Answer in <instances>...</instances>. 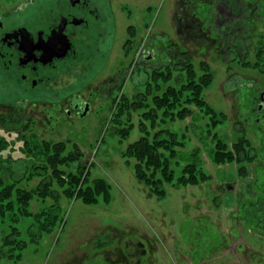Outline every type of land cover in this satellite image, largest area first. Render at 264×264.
<instances>
[{
	"label": "rangeland",
	"instance_id": "obj_1",
	"mask_svg": "<svg viewBox=\"0 0 264 264\" xmlns=\"http://www.w3.org/2000/svg\"><path fill=\"white\" fill-rule=\"evenodd\" d=\"M176 1L111 0L114 41L106 64L93 76L91 87L80 90L81 95L88 97L91 91L94 97V111L85 117L66 116V102L28 107L27 112L32 114L28 120L16 112L10 115L11 110L0 105V134L15 142L14 159L22 157L17 149L22 146L24 136L65 141L68 148L77 145L83 152L82 161L87 162L89 169L88 180L101 177L110 186L109 201L99 196L97 202L85 203L62 196L54 228L35 242L30 240L35 227L27 229L32 220L20 221L19 238L28 240L23 257L17 262L2 257L0 264H135L139 259L141 264H160L165 256L169 260L174 250L186 247L197 261L207 259V264H214L213 261L222 264L233 260L221 248L229 247L228 235L223 238L224 230L235 238L241 235L246 244L253 246L242 247L239 254L242 261L246 257L247 264H254L255 260L256 264H264V102L258 108L260 93L264 92V65L260 69L244 65L245 62L252 65L259 56L264 59V0H247L257 8L249 18L247 37L244 39L240 34L227 44L219 38L213 42L207 37L195 41L185 32L178 34L171 20ZM197 16L203 32L212 30L215 12L208 2L200 5ZM184 22L191 23L190 18ZM129 33L130 44H127ZM261 42L262 52L258 55ZM148 47L154 50L157 59L164 55L160 66L159 60L143 62L141 50ZM174 49L190 56L196 75L201 73L202 61L210 66L213 78L203 90V96L225 117L212 128L209 118L195 105H188L192 112L182 119L171 120L166 116L161 121L164 112L158 110V123L155 129L149 128L151 133L169 130L184 140L183 146L177 147L176 156L170 159L174 178L164 184L166 192L158 197L136 177L134 160H127L122 152L142 135L138 125L143 109H133L130 114V98L135 101L137 96H146L144 102L151 105L154 96L163 94L168 86L179 87L182 77L185 78L183 56L178 60L171 58ZM115 72L119 75L118 86L110 103L101 88L97 93L92 89ZM167 73H170L168 78ZM73 79L69 77L71 84ZM121 103H125L123 110L119 109ZM45 108L51 111L48 118L43 116ZM59 116H63L60 121L55 119ZM121 130L126 131L125 136L119 134ZM215 133L229 146L238 137L246 136L251 143L252 160L212 162L210 152ZM195 149L199 151L196 158L192 155ZM8 151L3 152V158L8 156ZM194 159L210 177L197 184H177L182 166ZM20 161L27 165L26 160L20 158ZM4 164L7 167L11 162L6 160ZM70 164L69 168L74 169L76 162ZM242 165L244 173L238 171ZM3 177H7L5 173ZM39 180L36 177L26 185L34 186ZM49 203V199H35L30 210H40ZM0 229L4 231L0 230L1 237L7 229L6 226ZM237 241L231 244L234 247L230 251H235ZM137 242H142V249L147 248L151 253L148 259L141 252L135 253ZM166 244L173 245L172 252Z\"/></svg>",
	"mask_w": 264,
	"mask_h": 264
},
{
	"label": "flooded vegetation",
	"instance_id": "obj_2",
	"mask_svg": "<svg viewBox=\"0 0 264 264\" xmlns=\"http://www.w3.org/2000/svg\"><path fill=\"white\" fill-rule=\"evenodd\" d=\"M204 2L215 12L212 30L205 32L197 19ZM254 9L256 6L247 0H177L171 20L178 34L185 32L195 41L219 38L227 44L240 34L246 39ZM188 18L191 23L184 22ZM114 31L111 0H0V105L11 110L10 115L16 112L27 120L32 117L27 108L38 103L66 102L64 112L70 117L93 112V92L86 97L80 90L91 87L93 76L106 64ZM126 41L130 44V33ZM141 56L149 64L159 60V66L164 57L157 59L149 47L141 50ZM117 73L109 74L92 89L97 93L101 88L110 103L115 99L112 92L118 86ZM263 95L261 92L258 108L264 102ZM49 114L51 111L45 108L44 118ZM62 118L55 117L58 121ZM134 246L136 254L141 252L149 258L142 242Z\"/></svg>",
	"mask_w": 264,
	"mask_h": 264
},
{
	"label": "trees",
	"instance_id": "obj_3",
	"mask_svg": "<svg viewBox=\"0 0 264 264\" xmlns=\"http://www.w3.org/2000/svg\"><path fill=\"white\" fill-rule=\"evenodd\" d=\"M261 44L262 42L257 48L259 50L258 55L262 52ZM170 54L171 58L176 60L183 56L185 78L182 77L179 87L168 86L163 94L154 96L151 105L144 102L146 96H137L135 101L130 98V114L133 109H143L138 125L142 135L130 143L122 152V156L127 160L129 158L134 160L136 177L148 186L152 194L158 197L163 196L166 192L164 184L171 182L174 178L170 159L176 156L177 147L183 146L184 143V140L178 139L176 133L169 130H157L151 133L149 128L155 129L158 123L156 117L158 110L164 112V118L161 121H165L166 116L171 120L182 119L192 112L188 105H195L209 118V126L212 128H215L225 117L224 113L217 112L212 108L203 96V90L213 78L210 66L202 61L200 64L201 73L196 75L188 54L175 49ZM262 64L264 65V59L259 56L252 65L249 62H245L244 65L260 69ZM158 75H162V73ZM169 76L170 73H167L166 78ZM123 104L125 105V103ZM123 104H120V110L125 108L122 106ZM119 134L125 136L126 131L121 130ZM182 138L184 139V136ZM214 138L215 143L210 152L212 162L224 164L226 162L238 161L243 163L252 160L253 157L249 153L251 143L246 136L238 137L231 146L216 133ZM14 143L13 140L9 141L0 134V227L6 226L7 229V232L0 237V251H4L0 252V258L5 257L17 262L23 257L28 243V240L19 238L21 234L20 221L25 218L32 220L27 229L29 231L33 230L32 226L35 227L34 232L30 233L32 235L30 240L35 242L39 237H42L44 232L54 228L58 221L57 213L61 208L60 199L62 196L67 199H81L85 203H95L99 196H102L105 201H109L110 186L101 177L88 180V164L82 161L83 152L77 145L70 149L65 141L55 142L38 139L35 136L29 138L24 136L22 146L17 149L20 155L22 154V157H18L26 160L27 165H24L20 158H13ZM7 149H9L8 156L3 158V152ZM198 154L197 149L192 152L194 158ZM5 159L11 162L7 167H4ZM72 162H76L74 169L69 168ZM197 162L194 159L182 166L177 184H197L210 177L204 173ZM238 171L246 172L245 166H240ZM4 173L6 178L3 177ZM36 177L40 178L37 184L28 187L26 184ZM35 199L40 201L49 199L50 203L33 212L30 210V204ZM0 230L2 233L4 232L2 229Z\"/></svg>",
	"mask_w": 264,
	"mask_h": 264
},
{
	"label": "crops",
	"instance_id": "obj_4",
	"mask_svg": "<svg viewBox=\"0 0 264 264\" xmlns=\"http://www.w3.org/2000/svg\"><path fill=\"white\" fill-rule=\"evenodd\" d=\"M223 234H225V236L223 235V238L224 239H226V235H228V239H229V247L228 246H226V245H223V246H221V248L224 250V249H226L227 250V252L225 251V255L226 256H228V257H231L232 256V261H227V262H223L222 264H247V260H246V257H244L245 258V260L244 261H242V259H241V257H240V253H241V249H242V247L244 246V248L246 247V246H248L249 248H251V247H253V246H251L250 244H246L244 241H243V239H242V236L241 235H239V237H237V238H235L234 236H232V235H230L229 233H228V230H224L223 231ZM240 239H241V241H240ZM234 240H238L237 242H235L236 244H235V248H234V250L235 251H233V250H231L230 251V249L231 248H233L234 247V245H232L231 246V244L234 242ZM167 248H168V250L170 251V252H172V250H173V245H172V247L170 246V247H168V245L166 244L165 245ZM165 247V251H167V248ZM217 248V247H216ZM157 249H158V247H157ZM182 250L181 251H177V250H174V252L172 253V256L170 257V259L168 260V259H166V256H165V260L164 259H162V263H160V264H207L208 262H207V259H202V260H199V261H197V260H195V259H193V257H192V252H190V249H188L187 247L185 248V249H183V248H181ZM168 251V252H169ZM254 251V250H253ZM232 252V253H231ZM151 255V253L149 254V256ZM167 255V254H166ZM240 258H239V257ZM215 257H213V259H214ZM216 259V258H215ZM213 263L214 264H216L215 263V261H213ZM257 263V261L255 260L254 261V264H256ZM140 264V263H139ZM145 264H156V263H149V262H145ZM159 264V263H158ZM249 264V263H248Z\"/></svg>",
	"mask_w": 264,
	"mask_h": 264
}]
</instances>
